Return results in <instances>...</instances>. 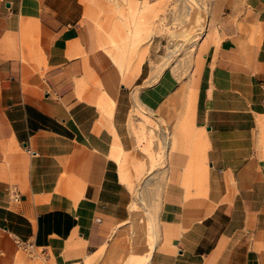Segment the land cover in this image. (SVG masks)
I'll list each match as a JSON object with an SVG mask.
<instances>
[{
	"label": "crops",
	"instance_id": "crops-1",
	"mask_svg": "<svg viewBox=\"0 0 264 264\" xmlns=\"http://www.w3.org/2000/svg\"><path fill=\"white\" fill-rule=\"evenodd\" d=\"M89 4L0 0V261L101 255L133 201L150 240L132 264H264V0L187 5L175 30L199 40L161 71L157 36L118 69Z\"/></svg>",
	"mask_w": 264,
	"mask_h": 264
},
{
	"label": "rangeland",
	"instance_id": "rangeland-1",
	"mask_svg": "<svg viewBox=\"0 0 264 264\" xmlns=\"http://www.w3.org/2000/svg\"><path fill=\"white\" fill-rule=\"evenodd\" d=\"M88 1H90V4L89 8L86 10L85 17L92 24L94 33L96 35L98 34L99 38L104 36V41L100 42L99 46L104 49L105 54H107L108 58L115 63L118 69L123 68L124 65H128L135 50L141 49V45L143 47L148 45L154 36H157L158 39L164 37L162 44L157 46L155 52L159 55L164 54V57L161 58L162 66L159 67V71L167 65L171 51H175L171 61L177 60L176 56L181 52L187 56L191 54L194 48L195 39H198V34L188 36L186 33L175 29L176 23L183 19L186 14V6L197 5L199 0L136 1L134 5H131L130 15L127 14V8H124V0ZM137 7L140 10L142 7V10L140 11ZM120 16L126 18L137 17L138 25L135 28L122 26L120 24V21L122 20ZM130 23H132V21H130ZM114 33H116L117 36ZM114 36H116L117 41L120 42L122 46L125 45L127 47L122 65L119 64L116 59H113L106 51V46L114 44ZM145 113L144 108H141V106L137 104L136 109L131 112L132 115L134 114L133 121H136L137 119L145 121L146 118L148 120ZM155 139L156 138L153 137V135L150 136L149 145L153 144ZM158 144L159 151L156 154L151 153L150 151L147 153L149 161L152 164L151 166L160 163L164 155L161 143L158 142ZM137 175H140L139 172ZM136 181L138 187H143L140 183L142 180ZM136 189L137 187L131 189L133 196L135 195ZM152 205L154 206L155 204ZM142 208L145 209V205L143 206L142 204ZM130 210V218L114 231L108 244L103 247L101 255H95V257L93 256L94 258L91 257L87 260L86 257H84L81 260L72 262V264H132L131 261L138 260L134 257L136 253H142L143 255L145 253L146 255L148 253L146 250L148 251L150 240L147 230L148 227L143 218L146 217V213L143 211L140 216L135 215L133 201ZM141 219L142 231L134 233V230L139 226V220ZM35 252L39 254V256L29 255L28 252L13 243L12 249L8 254V259L1 260L0 264H64L62 261H57L54 258L45 260L38 250H35ZM139 259H141L140 256Z\"/></svg>",
	"mask_w": 264,
	"mask_h": 264
},
{
	"label": "built area",
	"instance_id": "built-area-1",
	"mask_svg": "<svg viewBox=\"0 0 264 264\" xmlns=\"http://www.w3.org/2000/svg\"><path fill=\"white\" fill-rule=\"evenodd\" d=\"M18 197L17 196H14V200H17ZM18 246H20L24 251L28 252L29 255H33V256H39V254H37L34 250V247L32 244H27V243H17ZM41 256H43V258L45 260H48L45 255H43L41 252H40ZM72 264V263H70Z\"/></svg>",
	"mask_w": 264,
	"mask_h": 264
},
{
	"label": "bare ground",
	"instance_id": "bare-ground-1",
	"mask_svg": "<svg viewBox=\"0 0 264 264\" xmlns=\"http://www.w3.org/2000/svg\"><path fill=\"white\" fill-rule=\"evenodd\" d=\"M206 20H207V17H206ZM205 25H206V24H205ZM199 26H200V25H199ZM199 26H198V27H199ZM204 27H205V26H204ZM201 31H202V30H201ZM205 31H206V30H205ZM197 32H199V30H198ZM194 33H195V32H194ZM203 33H204V32H203ZM199 34H201V33H199ZM196 36H197V35H196ZM192 39H193V38H192ZM198 40H199V39H198ZM198 40H197V41H198ZM139 105L141 106L140 103H139ZM141 108H143V107L141 106ZM166 129H167V128H166ZM164 130H165V129H164ZM168 130H169V129H168ZM167 134H168V132H167ZM168 136H169V135H168ZM168 139H169V138H168ZM166 159H167V158H166ZM164 163H165V162H164ZM139 202H140V200H139ZM143 206H144V205H143ZM152 222H153V221H152ZM154 229H155V228H154ZM155 236H156V235H155ZM153 247H154V246L151 247V250H153ZM151 252H152V251H151ZM150 256H151V255H150ZM149 258H150V257H149ZM148 261H149V259H148Z\"/></svg>",
	"mask_w": 264,
	"mask_h": 264
}]
</instances>
